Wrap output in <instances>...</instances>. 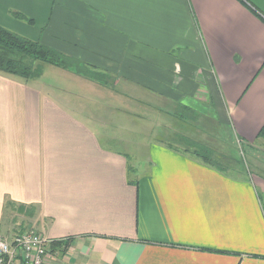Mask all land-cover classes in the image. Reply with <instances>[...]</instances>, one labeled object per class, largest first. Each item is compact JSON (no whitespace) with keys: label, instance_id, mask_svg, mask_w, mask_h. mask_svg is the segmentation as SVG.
I'll return each mask as SVG.
<instances>
[{"label":"crops","instance_id":"crops-1","mask_svg":"<svg viewBox=\"0 0 264 264\" xmlns=\"http://www.w3.org/2000/svg\"><path fill=\"white\" fill-rule=\"evenodd\" d=\"M247 1L260 16L242 0H0V26L108 82L0 74V238L16 204L28 214L21 226L51 242L45 264H264V180L224 175L158 141L137 154L132 133L133 153L112 149L106 141H128L103 133L89 108L136 120L154 104L183 105L256 146L264 0Z\"/></svg>","mask_w":264,"mask_h":264},{"label":"rangeland","instance_id":"rangeland-1","mask_svg":"<svg viewBox=\"0 0 264 264\" xmlns=\"http://www.w3.org/2000/svg\"><path fill=\"white\" fill-rule=\"evenodd\" d=\"M23 19L25 18H22V21H20L25 23V20ZM27 23L29 25V19L26 21V24ZM17 33L21 36L19 32H16V34ZM36 65V67H38V65L42 66L41 81L51 85H56L62 82L63 77L59 74H63V70L40 62ZM89 108L90 116L94 115L97 116V118H102L106 121V127L102 129L105 130L104 132L102 131L103 133H108V135L111 136L113 135V131H120L122 132V138H126L125 140L128 141V145L125 146L122 143L119 145L117 143L113 144L110 141H106V144L112 149L133 153L132 150H130L132 146L129 144L130 133H132L137 140V154L140 153L142 143H144L143 140H149L152 142L158 141L178 147V139L183 136L184 139L189 138L201 142L204 146L210 149H217L218 151L225 152L228 151V156L231 157V159L233 158L235 163L244 168L246 176L251 179L255 178L256 181L259 179L264 180V138L257 142L256 146L253 147L244 143L241 144L230 133L231 129L229 126L226 123L221 122L218 116L216 117L218 123L217 121L205 118L203 114L200 116L199 113H196L198 115L196 120H182L173 116V107L166 106L163 103L154 104L155 110L153 112L141 113V116H137L136 120L130 114L120 115L119 117L117 114L115 115L113 113L104 112L100 108H98V113H96V107L93 105ZM206 109V106L199 108L204 114L208 115L207 113L209 112H207ZM141 110L142 108L139 109V111ZM135 123H137V127ZM91 125L93 126L94 124ZM96 129L98 128L96 127ZM184 146L185 144L183 145V148ZM139 156L136 157L138 158ZM227 172L235 174V177L245 176L239 174L240 167L238 168V166L237 169H229ZM3 219V228L5 231H8V235L10 234L9 236L7 235L8 237L6 238L9 242L12 241L15 235H18L23 231H36L31 226L32 224H26L24 227L21 226V219H23V221L27 219L24 218V216L19 215L15 209H8L6 212L4 210ZM2 238L5 239V236Z\"/></svg>","mask_w":264,"mask_h":264},{"label":"trees","instance_id":"trees-1","mask_svg":"<svg viewBox=\"0 0 264 264\" xmlns=\"http://www.w3.org/2000/svg\"><path fill=\"white\" fill-rule=\"evenodd\" d=\"M242 1L249 4L254 14L260 16L259 10L250 2L247 0ZM30 22L32 23L31 20ZM38 62L72 72L96 83H101L103 85L108 83L104 73L92 69L80 59L67 56L56 49L48 47L40 42L19 36L18 34L0 26V74L19 77L25 80L40 78L42 66L38 65V67H36ZM196 113H199L200 116L202 115V113L197 112L190 107L181 105L178 106L175 113H173V116L178 119L191 121L196 120V117H198ZM259 137L264 138V126L260 131ZM177 143H179L178 147H175L172 144H168L167 147L175 151L189 154L199 159L204 165L209 166L224 175L235 177V174L228 173L227 170H235L237 169V166L238 168L240 167L239 174L246 175L244 168L235 163V160L228 156V151L225 152L218 151L217 149H210L204 146L201 142L189 138L184 139L183 136L178 139ZM184 144L185 146L183 148ZM15 207L16 204H9L6 209H15ZM16 212L19 215L28 216L26 207H20ZM71 241L72 239L59 243L53 242L52 247L62 244L65 248H68Z\"/></svg>","mask_w":264,"mask_h":264},{"label":"built area","instance_id":"built-area-1","mask_svg":"<svg viewBox=\"0 0 264 264\" xmlns=\"http://www.w3.org/2000/svg\"><path fill=\"white\" fill-rule=\"evenodd\" d=\"M50 241L36 231H24L12 241L0 238V264H45Z\"/></svg>","mask_w":264,"mask_h":264}]
</instances>
